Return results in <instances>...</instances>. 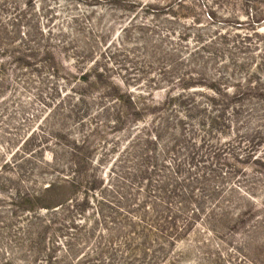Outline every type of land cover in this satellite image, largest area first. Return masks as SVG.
<instances>
[{
    "label": "rangeland",
    "instance_id": "374dc122",
    "mask_svg": "<svg viewBox=\"0 0 264 264\" xmlns=\"http://www.w3.org/2000/svg\"><path fill=\"white\" fill-rule=\"evenodd\" d=\"M0 264H264V0H0Z\"/></svg>",
    "mask_w": 264,
    "mask_h": 264
},
{
    "label": "trees",
    "instance_id": "16d2710c",
    "mask_svg": "<svg viewBox=\"0 0 264 264\" xmlns=\"http://www.w3.org/2000/svg\"><path fill=\"white\" fill-rule=\"evenodd\" d=\"M134 226H135V224H134ZM147 238H149V239H150V236H149V237H147V236H144V237H143V241H146V239H147ZM134 241H136V240H135V239H133V238H132V239L128 238V242H133V243H134ZM128 242H127V243H128ZM127 243H126V244H127Z\"/></svg>",
    "mask_w": 264,
    "mask_h": 264
}]
</instances>
